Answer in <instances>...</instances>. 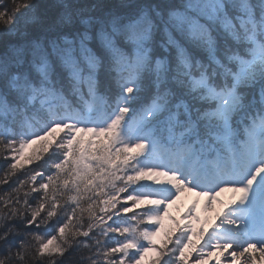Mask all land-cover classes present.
Returning <instances> with one entry per match:
<instances>
[{
	"label": "snow or ice",
	"instance_id": "6c2138e0",
	"mask_svg": "<svg viewBox=\"0 0 264 264\" xmlns=\"http://www.w3.org/2000/svg\"><path fill=\"white\" fill-rule=\"evenodd\" d=\"M0 264H264V0H0Z\"/></svg>",
	"mask_w": 264,
	"mask_h": 264
}]
</instances>
